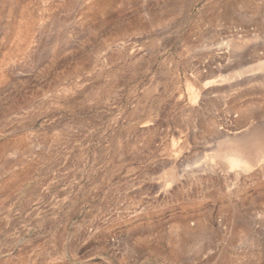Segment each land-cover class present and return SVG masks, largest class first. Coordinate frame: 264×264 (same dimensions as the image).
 <instances>
[{
    "label": "rangeland",
    "instance_id": "1",
    "mask_svg": "<svg viewBox=\"0 0 264 264\" xmlns=\"http://www.w3.org/2000/svg\"><path fill=\"white\" fill-rule=\"evenodd\" d=\"M224 263L264 264V0H0V264Z\"/></svg>",
    "mask_w": 264,
    "mask_h": 264
},
{
    "label": "bare ground",
    "instance_id": "2",
    "mask_svg": "<svg viewBox=\"0 0 264 264\" xmlns=\"http://www.w3.org/2000/svg\"><path fill=\"white\" fill-rule=\"evenodd\" d=\"M99 1L94 2L93 4H90L91 7L97 5ZM99 5V4H98ZM224 159L228 160V163L230 167H249L251 163L254 160V156L250 155L243 149L237 148V147H230L229 149H226L224 152ZM225 261V259H224ZM226 263V262H225ZM224 263V264H225Z\"/></svg>",
    "mask_w": 264,
    "mask_h": 264
}]
</instances>
